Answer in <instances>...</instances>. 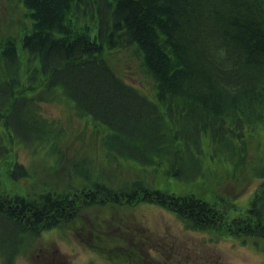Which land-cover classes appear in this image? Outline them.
Returning <instances> with one entry per match:
<instances>
[{"label": "trees", "instance_id": "trees-1", "mask_svg": "<svg viewBox=\"0 0 264 264\" xmlns=\"http://www.w3.org/2000/svg\"><path fill=\"white\" fill-rule=\"evenodd\" d=\"M21 1L30 25L0 39V162L9 163L12 180L37 175L11 160L15 142L42 153L41 162L64 158L60 121L41 106L55 91L104 129L105 154L178 182L205 174L204 141L236 163L246 133H264V0ZM114 50L139 57L151 94L117 72L106 57ZM256 175L261 182L248 209L229 224L227 204L166 192L144 177L96 176L92 158L83 155L56 189L35 183L25 194L0 187L1 264H17L28 236L71 222L90 203L156 204L191 230L264 242V160ZM112 179L121 184L113 187ZM128 248H106L101 257L140 264L144 252Z\"/></svg>", "mask_w": 264, "mask_h": 264}, {"label": "rangeland", "instance_id": "rangeland-1", "mask_svg": "<svg viewBox=\"0 0 264 264\" xmlns=\"http://www.w3.org/2000/svg\"><path fill=\"white\" fill-rule=\"evenodd\" d=\"M29 25L30 17L21 0H0V39L21 35ZM106 57L126 80L146 93L153 92L150 75L134 53L114 50ZM41 106L45 115L60 121L57 123L64 132L60 142L64 158L41 162L42 153L35 155L15 142L11 160L23 162L37 175L12 180L9 163L0 162L3 190L27 194L35 183L42 187L48 183L46 189L66 185L73 160L88 154L96 176L109 173L125 180L144 177L166 192L195 193L218 206L227 204L226 220L232 224L233 218L244 215L261 182L256 170L264 160L263 131L246 133L245 151L236 163L220 159L204 141L205 174L194 182H178L160 170L144 169L105 154L101 147L104 129L79 117L59 92L55 91ZM120 179H112L110 184L118 187ZM77 210L71 222H61L38 237L28 236L17 264H124L119 259L107 261L101 251L107 248L113 253H125L129 246L144 252L140 264H160L162 260H166L164 264H264V242L258 236L223 234L215 228L191 230L174 212L156 204L90 203Z\"/></svg>", "mask_w": 264, "mask_h": 264}]
</instances>
